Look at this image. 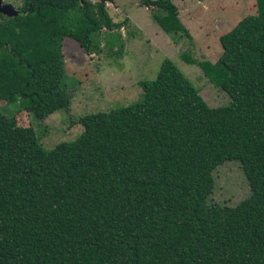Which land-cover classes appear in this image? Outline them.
Wrapping results in <instances>:
<instances>
[{"label":"trees","instance_id":"1","mask_svg":"<svg viewBox=\"0 0 264 264\" xmlns=\"http://www.w3.org/2000/svg\"><path fill=\"white\" fill-rule=\"evenodd\" d=\"M254 4L202 66L224 106L165 59L140 103L81 117L79 136L51 150L0 114V264H264V0ZM155 7L164 33H185L168 0ZM112 28L101 3L26 0L0 20V99L38 118L64 107L62 41L95 52ZM226 161L250 191L233 207L208 202Z\"/></svg>","mask_w":264,"mask_h":264},{"label":"rangeland","instance_id":"2","mask_svg":"<svg viewBox=\"0 0 264 264\" xmlns=\"http://www.w3.org/2000/svg\"><path fill=\"white\" fill-rule=\"evenodd\" d=\"M23 0H2L19 12ZM101 3L112 25L101 29L89 44L95 52L85 53L76 42L64 39L61 54L67 104L43 118L24 109L25 100L8 103L0 99V114L14 125L29 129L37 145L51 150L71 142L82 128L85 115L107 113L138 104L140 82L153 81L161 62L169 60L194 87L209 107L224 106L227 95L203 71L205 63L215 65L221 55L219 38L243 17L256 13L255 0H170L176 19L185 33L166 34L154 21L160 11L148 0H88ZM83 1H80V3ZM157 2V0L155 1ZM213 193L208 202L233 207L249 197L241 167L226 161L213 173Z\"/></svg>","mask_w":264,"mask_h":264},{"label":"water","instance_id":"3","mask_svg":"<svg viewBox=\"0 0 264 264\" xmlns=\"http://www.w3.org/2000/svg\"><path fill=\"white\" fill-rule=\"evenodd\" d=\"M0 15L5 18H12L15 17L17 14L11 6L0 4Z\"/></svg>","mask_w":264,"mask_h":264},{"label":"flooded vegetation","instance_id":"4","mask_svg":"<svg viewBox=\"0 0 264 264\" xmlns=\"http://www.w3.org/2000/svg\"><path fill=\"white\" fill-rule=\"evenodd\" d=\"M26 0H23L22 1V4H21V6H20V9H19V12H16V14L18 15V14H21L22 13V8H23V4H24V2H25ZM88 1V0H87ZM107 2H109V3H111V1L112 0H106ZM156 1V0H155ZM155 1H153V3H152V5H155V3H157V2H155ZM158 1V0H157ZM150 2L151 1H146V5H149L150 4ZM0 4L1 5H9L10 6V4L8 3V2H5V3H2V0H0ZM13 9V8H12ZM5 17H2L1 15H0V20H3Z\"/></svg>","mask_w":264,"mask_h":264},{"label":"crops","instance_id":"5","mask_svg":"<svg viewBox=\"0 0 264 264\" xmlns=\"http://www.w3.org/2000/svg\"><path fill=\"white\" fill-rule=\"evenodd\" d=\"M170 2V0H168ZM156 4V3H155ZM155 6V5H154ZM156 8V7H155Z\"/></svg>","mask_w":264,"mask_h":264}]
</instances>
